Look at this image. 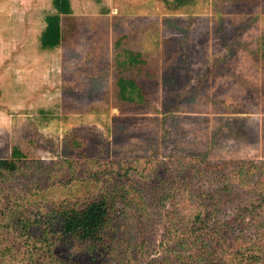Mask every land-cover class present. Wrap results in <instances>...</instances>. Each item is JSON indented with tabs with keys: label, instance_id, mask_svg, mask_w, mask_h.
<instances>
[{
	"label": "rangeland",
	"instance_id": "obj_1",
	"mask_svg": "<svg viewBox=\"0 0 264 264\" xmlns=\"http://www.w3.org/2000/svg\"><path fill=\"white\" fill-rule=\"evenodd\" d=\"M70 2L61 45L42 50L46 17L56 13L53 0H0V159L19 146L28 161L41 162L43 169H26L15 180L28 194L40 187L32 205L41 219L63 200L97 192L101 182L88 187L82 181L96 163L158 167L173 180L201 158L195 184L202 193L189 194L195 200L176 191L151 194L156 172L151 180L131 176L142 183L149 206L133 209L131 235L114 257L132 253L139 257L133 264H167L159 246L175 200L204 207L219 195L220 214L232 217L257 190L245 182L234 184L233 193L223 189L215 169L236 176L246 166L248 174L241 170L252 183L264 176V0H196L181 8L174 0ZM126 51L142 56L143 65L125 74L141 86L143 105L116 97L117 61ZM75 140L81 148H72ZM253 164L260 167L255 174ZM5 238V246L21 242L27 250L13 233Z\"/></svg>",
	"mask_w": 264,
	"mask_h": 264
},
{
	"label": "trees",
	"instance_id": "obj_2",
	"mask_svg": "<svg viewBox=\"0 0 264 264\" xmlns=\"http://www.w3.org/2000/svg\"><path fill=\"white\" fill-rule=\"evenodd\" d=\"M195 1L174 0L173 4L176 8H181L194 4ZM53 7L56 13L46 17V27L40 38L42 50H53L61 45L62 18L73 12L70 0H53ZM261 40L259 53L264 59V37ZM121 43L122 39L117 46L120 47ZM141 58L140 54L126 51L125 59L117 61L120 76L116 83V97L121 103L145 104L146 99L138 81L132 75L125 74L133 73L134 69L142 66ZM81 145L77 140L71 143L73 149L81 148ZM200 159H196L188 167L186 165L173 180L169 177L166 179V176L160 174L161 170L155 171L158 167L146 166L140 169L138 164L113 161L96 163L91 171H85L82 181L87 182L88 187H91V183L99 185L101 182L97 192L88 193L80 201L63 200L41 213L40 219L32 205V197L40 187L35 186L32 194H28L15 186V180L18 175L25 176L26 169L41 170L44 167L41 162L28 161L27 155L19 146L13 147L9 158L0 159V264H45L43 259H50V264H133L134 259L138 260L139 257L132 253L121 260L114 257L119 247L125 244L126 236L131 235L133 209L141 212L143 207L149 206V201L143 196L144 191L140 190L142 183L132 182L131 176L143 177L147 174L146 179L151 180L152 174L156 172L157 178L148 183L151 194H176V191L177 194L182 192L181 196L192 198L189 194L202 193L195 184V174L200 175L204 163ZM252 166L251 174H255L260 167L254 164ZM244 168L248 174L250 171L246 166L241 167V174L237 173L236 176L227 172L225 167L216 168L215 171L218 172H213L222 188H231L232 193L237 188L234 184L239 183L241 186L243 182L249 189L257 190L245 207L236 211L232 217L224 218L220 214L224 205L219 200V195L209 196L210 204L204 207L198 201L175 200L177 207L169 211V221L172 224L166 227L159 246V251L164 256L163 262L264 264V176L258 183H252L254 179L247 181L246 175H243L241 169ZM170 183L174 184L172 190ZM178 184H184V187L174 188ZM76 185L78 184L75 183V189L78 188ZM180 216L184 217L182 221ZM251 232L253 236H250ZM8 233H13L16 241L25 240L28 252H23L21 242L11 241L5 246ZM144 246H139L137 253H143Z\"/></svg>",
	"mask_w": 264,
	"mask_h": 264
}]
</instances>
